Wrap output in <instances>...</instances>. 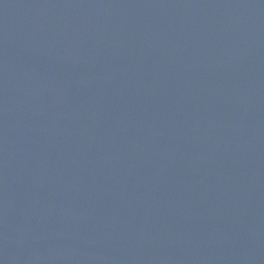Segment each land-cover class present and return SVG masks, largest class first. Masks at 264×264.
Wrapping results in <instances>:
<instances>
[{"label":"water","instance_id":"95a60500","mask_svg":"<svg viewBox=\"0 0 264 264\" xmlns=\"http://www.w3.org/2000/svg\"><path fill=\"white\" fill-rule=\"evenodd\" d=\"M0 264H264V0H0Z\"/></svg>","mask_w":264,"mask_h":264}]
</instances>
